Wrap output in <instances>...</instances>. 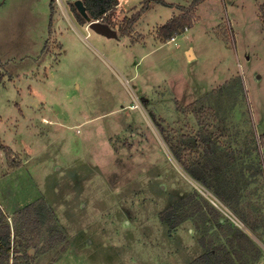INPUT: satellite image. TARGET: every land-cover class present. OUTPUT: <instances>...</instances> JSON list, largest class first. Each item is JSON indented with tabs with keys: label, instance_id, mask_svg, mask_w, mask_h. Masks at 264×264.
<instances>
[{
	"label": "rangeland",
	"instance_id": "374dc122",
	"mask_svg": "<svg viewBox=\"0 0 264 264\" xmlns=\"http://www.w3.org/2000/svg\"><path fill=\"white\" fill-rule=\"evenodd\" d=\"M76 1L0 0V138L20 150L0 140V160L28 159L51 200L31 213L35 247L27 214L7 219L28 248L10 264H264V0H202L164 43L193 0L123 38L142 0L98 20L112 36Z\"/></svg>",
	"mask_w": 264,
	"mask_h": 264
},
{
	"label": "trees",
	"instance_id": "16d2710c",
	"mask_svg": "<svg viewBox=\"0 0 264 264\" xmlns=\"http://www.w3.org/2000/svg\"><path fill=\"white\" fill-rule=\"evenodd\" d=\"M83 6L85 7V15L81 14L80 11L76 8L75 4L72 5V10L76 14V17L79 21V23L85 24L90 21H101L106 22L109 25H111V16L114 14L115 9L118 5V0H80ZM202 0H193L190 3V6L185 9L186 12L183 13L180 16H175L171 19H169L164 25L159 27V33L162 40V43L170 40L173 35H176L177 33H181L182 30L186 27V25H190V20L192 18V11H194V8L197 6V3L201 2ZM53 3V0L50 2ZM153 4H159L164 7H175V5L167 4L163 0H142L140 3L139 8L130 16H125L122 19V25L117 30V36L124 37L129 36L132 27L134 24L138 22V20L141 18V16L147 12ZM179 9H183V7H177ZM192 108V106L186 107L185 110ZM200 120V118H199ZM202 122V121H200ZM1 149H4L2 147ZM185 170L190 173L189 167L185 166ZM193 197V195H188L186 197V200H189ZM44 202H37L32 203L30 205H27L22 210L15 213L14 217L23 216V214H27V221H29V224L33 226V229H31V235L33 236V242L32 247H35L39 244L40 238H37L39 236V232L37 231L38 227V221L32 219V212H35L36 206L38 204L44 205ZM204 216V215H202ZM242 218V217H241ZM15 220V219H14ZM163 220V218H161ZM16 223V221H14ZM178 224V222L176 223ZM25 226H27L25 224ZM173 228H175L177 225L172 224ZM28 228L30 226H27ZM12 227H10L7 217L3 213V211L0 208V264H10L11 258L14 260V262L17 261H28V255L27 250L28 248H25L24 245H22V242L17 241V236L13 235L11 233ZM65 242V239L62 235L58 237V241L55 243L56 246H62ZM28 247V246H27ZM255 255L258 257V253L256 252ZM220 254L218 259H220ZM223 259V257H221ZM12 260V261H13ZM225 260V259H224ZM208 255L206 253L200 255L196 259H194L189 264H209L208 263ZM223 261H218L217 264H221ZM231 264H233V261H230ZM15 264V263H13ZM28 264V263H26ZM225 264H229V261Z\"/></svg>",
	"mask_w": 264,
	"mask_h": 264
},
{
	"label": "crops",
	"instance_id": "0c3cea01",
	"mask_svg": "<svg viewBox=\"0 0 264 264\" xmlns=\"http://www.w3.org/2000/svg\"><path fill=\"white\" fill-rule=\"evenodd\" d=\"M163 1L167 4L175 5V7H176V5H180V4L174 3V2H167L165 0H163ZM121 3H122V0H118V5L116 7L117 9L121 8V6H122ZM158 5L159 4H153L151 6V8L149 9V11L154 9ZM135 7L129 9L128 11L134 9ZM170 9H172V8H170ZM143 15L141 16V18H143ZM176 15H178V13H176L174 15L171 14L169 16L168 20L171 19L173 16H176ZM140 19L138 21H140ZM164 24H161V26ZM161 26H158V27H161ZM124 37H126V36H124ZM120 38H123V37H120ZM35 101H38V100H35ZM39 123H40V126L42 125L43 126L42 128L45 130L46 126L53 125V123H55V122L52 121L50 118H46L45 116H42L40 118ZM0 140H1V138H0ZM1 141L3 142V146L6 145V147L7 146L9 147L8 150L11 149V150L20 151L19 149L13 148L10 145L6 144L3 140H1ZM0 154H2V156H3V152L1 149H0ZM27 161H28V159H25L21 162V164L19 166L14 165V166H16L15 168H9V166L7 168L4 164L2 165V163H4V160L3 159L0 160V164H1V166H3L2 171L0 172V208L3 211V213L5 214V216L7 217V219L14 217L16 212L22 210L24 207H26L29 204L36 203L38 200H41V199L44 200L43 202L45 204H49L51 201L49 196L44 191H41V189L37 186V184L35 183L33 175L26 168ZM63 258H65V257H62L61 260ZM55 263L56 262H54L53 264H55ZM58 263H59V261L56 264H58Z\"/></svg>",
	"mask_w": 264,
	"mask_h": 264
},
{
	"label": "water",
	"instance_id": "95a60500",
	"mask_svg": "<svg viewBox=\"0 0 264 264\" xmlns=\"http://www.w3.org/2000/svg\"><path fill=\"white\" fill-rule=\"evenodd\" d=\"M76 8L80 11L81 14L85 15V7L81 3V1H76L75 3ZM89 21V27L91 30L106 36H112V34L104 27L102 24L98 23V21Z\"/></svg>",
	"mask_w": 264,
	"mask_h": 264
},
{
	"label": "built area",
	"instance_id": "2783aa9c",
	"mask_svg": "<svg viewBox=\"0 0 264 264\" xmlns=\"http://www.w3.org/2000/svg\"><path fill=\"white\" fill-rule=\"evenodd\" d=\"M54 1H59V0H54ZM170 40H171V42H173L175 40V38L172 37ZM260 151L264 153V144L260 147Z\"/></svg>",
	"mask_w": 264,
	"mask_h": 264
}]
</instances>
